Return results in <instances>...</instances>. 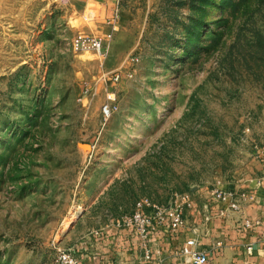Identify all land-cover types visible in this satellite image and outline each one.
Wrapping results in <instances>:
<instances>
[{"label": "rangeland", "instance_id": "374dc122", "mask_svg": "<svg viewBox=\"0 0 264 264\" xmlns=\"http://www.w3.org/2000/svg\"><path fill=\"white\" fill-rule=\"evenodd\" d=\"M262 155L264 0H0V264H57L144 201L248 191Z\"/></svg>", "mask_w": 264, "mask_h": 264}, {"label": "crops", "instance_id": "0c3cea01", "mask_svg": "<svg viewBox=\"0 0 264 264\" xmlns=\"http://www.w3.org/2000/svg\"><path fill=\"white\" fill-rule=\"evenodd\" d=\"M260 163L257 179L242 186L250 190L245 191L248 197L242 201L240 212L229 211L220 216L226 206L214 197L193 203L187 209L186 226L177 236L167 232L153 234L147 248L154 261L192 264L181 256L180 250L187 240L197 238L201 248L210 252V264H264V162ZM102 230L101 235H86L71 247L82 264H148L144 262L146 249L135 235L117 232L111 226ZM250 245L254 248L251 254L247 252Z\"/></svg>", "mask_w": 264, "mask_h": 264}, {"label": "built area", "instance_id": "2783aa9c", "mask_svg": "<svg viewBox=\"0 0 264 264\" xmlns=\"http://www.w3.org/2000/svg\"><path fill=\"white\" fill-rule=\"evenodd\" d=\"M74 47L79 52L93 51L100 56L106 57L108 55V48L105 42L99 38L79 35L75 41ZM119 78H116L118 81ZM89 94V89L85 91ZM118 110L116 104V96L113 93L108 95V99L102 107V114L105 120H109ZM261 160L264 162V155ZM247 193L232 192L227 190H217L215 192V199L226 206L225 210L219 212L220 216H225L227 212H240L242 209V201L246 199ZM193 202L188 197H182L167 206H161L153 202L144 201L140 203L136 211L130 215L112 221L111 227L117 232L128 231L132 237L135 235L142 241L146 249L145 261L148 264H169L162 260L154 261L152 252L147 248L148 243L152 240L153 234L159 232H167L170 236H177L180 230L186 225L187 209L192 208ZM250 228V224H246ZM103 230L92 233L94 235H101ZM264 241V236H263ZM253 246H247V252L253 253ZM181 256L189 260L192 264H210V252L201 248L200 242L197 238L187 240L180 250ZM57 264H82L77 258L74 249L60 250Z\"/></svg>", "mask_w": 264, "mask_h": 264}, {"label": "bare ground", "instance_id": "6f19581e", "mask_svg": "<svg viewBox=\"0 0 264 264\" xmlns=\"http://www.w3.org/2000/svg\"><path fill=\"white\" fill-rule=\"evenodd\" d=\"M72 221V220H71Z\"/></svg>", "mask_w": 264, "mask_h": 264}]
</instances>
